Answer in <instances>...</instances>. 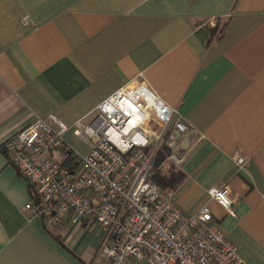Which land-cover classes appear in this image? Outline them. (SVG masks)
Masks as SVG:
<instances>
[{
	"label": "crops",
	"instance_id": "1",
	"mask_svg": "<svg viewBox=\"0 0 264 264\" xmlns=\"http://www.w3.org/2000/svg\"><path fill=\"white\" fill-rule=\"evenodd\" d=\"M140 74L189 127L175 133L177 203L207 206L238 256L264 264V0H0V264H105L99 225L50 229L25 210L34 188L4 143L37 117L89 123ZM221 187L233 213L209 196Z\"/></svg>",
	"mask_w": 264,
	"mask_h": 264
},
{
	"label": "built area",
	"instance_id": "2",
	"mask_svg": "<svg viewBox=\"0 0 264 264\" xmlns=\"http://www.w3.org/2000/svg\"><path fill=\"white\" fill-rule=\"evenodd\" d=\"M34 123L4 143L11 161L34 188L25 210L50 229L66 221L99 225L110 244L99 254L105 264H246L236 246L213 224L207 206L186 213L175 191L151 180L152 165L162 145L168 160L180 159L175 133L189 127L140 74L95 109L87 123L67 127L56 117ZM72 134L87 147L83 152L68 139ZM237 163L245 160L237 157ZM209 196L233 213L227 187Z\"/></svg>",
	"mask_w": 264,
	"mask_h": 264
},
{
	"label": "trees",
	"instance_id": "3",
	"mask_svg": "<svg viewBox=\"0 0 264 264\" xmlns=\"http://www.w3.org/2000/svg\"><path fill=\"white\" fill-rule=\"evenodd\" d=\"M170 149L162 145L153 161L151 180L162 189L176 191L184 181L182 172L168 160Z\"/></svg>",
	"mask_w": 264,
	"mask_h": 264
},
{
	"label": "rangeland",
	"instance_id": "4",
	"mask_svg": "<svg viewBox=\"0 0 264 264\" xmlns=\"http://www.w3.org/2000/svg\"><path fill=\"white\" fill-rule=\"evenodd\" d=\"M81 147L84 150V147H82L80 144L79 145H75L76 148Z\"/></svg>",
	"mask_w": 264,
	"mask_h": 264
}]
</instances>
